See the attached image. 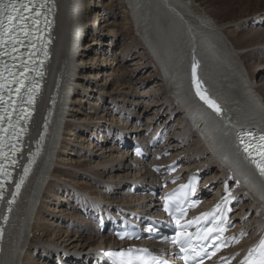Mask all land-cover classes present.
<instances>
[{
  "label": "bare ground",
  "instance_id": "bare-ground-1",
  "mask_svg": "<svg viewBox=\"0 0 264 264\" xmlns=\"http://www.w3.org/2000/svg\"><path fill=\"white\" fill-rule=\"evenodd\" d=\"M54 1L57 11L56 39L48 66V77L30 129L28 152L35 149L47 123L50 132L45 152L25 184L17 205L13 207L5 229L0 264H44L37 260V253L42 254L41 258H51L48 264H57L58 261L61 264H79L81 261L77 260L78 257L85 262L91 261L95 251L114 247L113 238L96 233L93 227L91 231L81 230V225L87 221L77 217L74 212L64 215L63 210H57L58 207L62 204L70 207L73 200L76 204L78 201L84 202L89 208L86 209L84 206L83 211H90L92 219L100 215L108 217L114 213L113 210L132 213L139 212V209L146 206H153L155 209L157 207L155 199L148 194L145 195L149 198L141 196L139 194L142 192H133L131 188L129 192L118 190L114 194L115 192L110 189L115 185L121 187L124 183H128L129 186L142 182L154 183L157 180L148 167L141 166L143 163L141 160L130 157L131 149L122 152L119 147H128L131 136L139 133L146 131L152 133L154 130L168 132L175 127L173 133L166 137L165 146L161 147L162 151H171L168 162L177 161L181 165V169L175 174L186 176L198 170L202 172L201 176H204L208 169L209 172L216 171L207 174L206 181L203 182L204 185L221 184L216 185L220 186L210 198L218 192L221 193L224 181L231 179L234 182L232 184L239 186L238 196L241 199L235 218L240 215L251 217L250 223L247 224L248 229L263 230L264 188L240 160L234 140L237 131L245 126L264 127V76L261 82L256 84L255 71L252 68L264 70V61H259L262 57L258 54V52L264 54V30L251 27L245 35L239 33L247 23L258 24L264 21V0H240L238 14L224 22L213 17L211 13L215 9L207 0H117L119 2L116 5L120 12L123 9L122 14L115 13L121 21L111 22L114 27L111 32L109 31L112 34L108 33L112 39L111 43H114L118 36L114 34V30L118 28L125 32L135 30L132 39L139 36L144 47L149 48L148 50L162 63L160 67H163L164 75L161 73V77L164 79L154 81L148 91L143 92V85L146 86L156 75L154 72L149 74L141 72L139 78L141 83L139 80V83H135L131 75L127 91L115 88L112 89L114 94H110L105 90L107 82L120 81L119 69L115 67L120 61L115 59L113 60L117 63L110 61L101 71L105 78L100 83L95 82L102 90L98 100L103 103L108 97L111 105L117 106L115 113L120 111L124 114L125 111H129V116L122 121L118 119L117 123L108 119V125L101 126L102 128L99 122L106 118L99 112L98 107L95 106L91 111L88 109L90 112L85 118L80 114L83 118H76L73 113L77 109L74 110L76 107L72 102L74 100L72 94L77 92L78 88L81 87L83 94L89 90V87H84L77 79L78 71L86 68L83 65L86 61L80 59L78 63L77 55L81 41L80 32L84 29L85 34L90 32L93 34L94 31L88 24L89 19L82 13L84 3L89 2L91 5L93 0ZM98 7L99 5L95 9L92 8L93 11L90 9L92 17L96 18L98 15ZM100 8L103 14H110L108 4ZM108 22L110 24V21H107V24ZM249 37H262L263 40L258 42L259 49L256 47L254 51L247 50L245 44H248ZM87 44L85 41L81 46L86 49L90 47V44ZM124 44L121 57L125 59L129 46L126 42L122 45ZM82 54L80 57L84 56ZM194 55L196 59L202 61L201 77L210 84L215 96L226 107L227 115H218L194 96L189 82L190 65ZM139 57L143 60L144 55ZM247 58L254 59L252 65L246 63ZM137 60L131 62L135 67L133 71H143L147 65ZM165 63L168 65L164 68ZM91 76L92 74L88 78ZM93 91L96 90L93 88ZM74 101L77 103L78 98ZM169 102L170 105L166 104ZM142 103H144L142 110L147 112L150 110L151 113L136 118L137 109L142 107ZM106 126H109V129ZM77 131L97 136L98 143L94 144L88 137H83L84 134L72 139ZM112 135L117 137L115 141L119 147L118 144L107 145V136ZM100 136L103 137L101 141ZM104 138L107 140L106 144ZM182 144H185L184 147H181ZM75 147L76 153L73 152ZM94 148L99 151L96 156L91 155ZM87 153L90 159L80 157V154L82 156ZM73 155L77 157L76 161ZM104 176L108 177L105 179ZM110 194L113 197H110ZM99 199L102 201H98ZM49 217L57 218L63 221V224L69 221L74 223L75 227L70 231L68 227L65 229L62 225L49 220ZM255 241L254 232L246 243ZM99 245L103 247L89 253V258L84 259L86 248L95 249ZM75 249L81 250L73 251V254L77 255L76 258L65 260L68 252ZM64 254L67 255L63 256Z\"/></svg>",
  "mask_w": 264,
  "mask_h": 264
},
{
  "label": "rangeland",
  "instance_id": "rangeland-1",
  "mask_svg": "<svg viewBox=\"0 0 264 264\" xmlns=\"http://www.w3.org/2000/svg\"><path fill=\"white\" fill-rule=\"evenodd\" d=\"M200 1H203V0H200ZM207 1L213 5L212 7L215 10L211 14L213 15V17L217 21L224 22L226 20H229L230 19L229 17H232L235 14H238V12H239L240 0H207ZM118 2L119 1H117V0H93V2L91 3V5L88 2L87 4L84 3V5L82 7V13L87 16V18L89 19L88 20V24L92 27V29H94V31H93V34H91V32L85 34L84 29H83V32H80V40H81L80 41V46L86 41V44L87 43L90 44V47H88V48L86 47V49H85L82 46L81 47L79 46V50H78L79 52L77 51L78 52L77 62L80 61V59H83L84 61H86L85 63H83V65H85L86 68H84V70H79L78 71L77 79H79V82H81L84 87L85 86L87 88L89 87V90H88V92H86L85 94H83L81 92V87H80V88H78L77 92H74L72 94V98L74 100H77V98H78V102L76 101L77 103H74L75 102L74 100L72 101L73 104H75L74 106L76 107L74 110L77 109V111L73 113V116H76V118H78V117L79 118H83V117L85 118L86 115L91 111V109L96 106V107H98L99 112L102 115H104V117L106 118V119H102L99 122L100 128L104 127L105 125H108V123H107L109 121L108 119H111L110 122H113L114 121V123H117L118 119L122 121V120H125L126 117L129 116V113H128L129 111L128 112L125 111L124 114H123V112H120V111H118V113H115V109L117 108V106L116 107H113L114 105L113 106L111 105L112 103H110V99L108 97H107L106 101L103 102V103L101 102V100H98V97H99V95H100V93H101L102 90H101V87L100 86H97L95 82L98 81V83H100L103 80V78H105V76L104 77L102 76L101 71H102V68L103 67H105L106 65H109V62L110 61L113 62L114 61L113 59H115L117 61H120V63L117 64V65H115V67L118 68L119 71L122 68L124 69V70L122 69V71H120V72L118 71V74L120 76L119 77L120 81H118L116 83L115 81H113V80L111 81L110 80L111 82L108 81L107 84H106L107 86H105V84H104L105 90L108 93H110V94H114L113 91H112V89H115V88L118 89V90H122L123 89V91H127V88L129 89L128 86L130 84L129 77L132 75L135 83H137L138 80H139V78H140V73L141 72L148 73V74L150 72H154V74L156 75L155 77H157V79L155 77H152L153 79L149 80V82L146 85L147 87L143 85V88H142L143 92L148 91V89L150 88V86L152 84H154V81H159L161 79H164V77H161V73L162 74L164 73L163 70H162L163 67L162 66L160 67V64L162 65V63H160L158 61V59L155 58V56L152 53V51L148 50L149 48H147V47L145 48L144 47L145 45H143L144 43H142L141 40H139L140 39L139 36H137L136 39H132V37L135 36V30H129V31H126V32L123 31V29H120V28H118L117 30H114L113 31V32H115L114 34H116L118 36H117L116 39H114L115 40L114 43H111L112 42V39H110L109 38L110 35H108V33L109 34H112V33H110L111 32L110 30L114 28L113 25H111V22L112 21H117V20H118L117 22L121 21V19L119 17H117V15L119 13L122 14V9L123 8L121 9V12H120V8H118L117 7L118 5H116ZM107 4H108V11L110 12L109 15L103 14V12L101 11V8H100V7H103V6L104 7L107 6ZM97 5H99L98 11H97L98 15L95 18V17H92L91 16V12L93 11V9H95L97 7ZM115 13H117V15ZM107 21H110V24H109V22L107 24ZM95 22L97 23V25H95ZM251 27H252V29L253 28L254 29L256 28V30L257 29L264 30V21H262V22H260L258 24L253 23V22L252 23L251 22L250 23H247L244 26V28H242V31H240L239 33L242 34V35L243 34L245 35V33H247L251 29ZM118 31H120V32H118ZM99 32H100V34H99ZM126 40H128V41H126ZM262 40H263L262 37H259V38H257V37H249L248 38V44L247 45L245 44V46L247 47V50H249V51L250 50H253L254 51V49L256 47H258V49H259V45L260 44H258V42H261ZM129 41L134 42V44H132V42H129ZM107 42H108V44H110V46L107 44ZM123 42L128 43L127 45L129 46V48H128L129 51H126L125 56H124L125 59L123 57H121L123 55L122 50H123V48H125V44L122 45ZM97 48H99V49H97ZM82 53H84V54H82ZM81 54L84 55V56L80 57ZM258 54L262 57L261 59H259V61H262V60L264 61V54H261V52H258ZM140 55H144L143 60L139 57ZM116 58H119V59H116ZM136 59H138L139 61L141 60V62L144 63V65H147V67L143 71L142 70L141 71L139 70L137 72H134L133 71V70H135V67L133 65H131V62L132 61L134 62ZM249 59H251V58H249ZM249 59L246 60V63L249 64V65H252L253 62H254V59L253 58H252V60H249ZM105 60H107L108 64H107V62L106 63L104 62ZM114 63H117V62L114 61ZM144 65H143V67H144ZM167 65L168 64L165 63L164 68L167 67ZM119 66H121L122 68L119 67ZM252 68H253V71H255L254 72L255 73L254 82L256 84H259L261 82L260 80L262 79V76H264V70H261V69H257L256 70L255 67H252ZM128 69H130L129 70L130 72L128 71ZM125 70H127V71H125ZM90 74H92V76H91L92 79L91 78L90 79L88 78ZM139 82L141 83V80H139ZM127 84H128V86H127ZM162 84H164V83H162ZM123 85H125V86H123ZM93 88L96 91H93ZM48 95L50 97L52 96L50 94H48ZM80 101H82V102H80ZM45 103H47V102H45ZM93 103L96 104V105H93ZM166 104H169L170 105L171 102L166 103ZM141 105H142V107H140V108L137 109V113L138 114L136 113V115H135L136 118H138V116H140V115H141L140 117H143V115L147 116V115H149L151 113L150 110L148 112H147V110H142V108L144 106V103H142ZM132 109L134 110L135 107H132ZM150 109H153V108H150ZM140 113H142V114H140ZM79 114L81 116H83V117H81ZM174 118L175 117H173V119ZM113 125H115V124H113ZM106 128L109 129V126H106ZM175 128H171L172 130L171 129L168 130L167 136L169 134L173 133V131H174ZM106 131H107V129H106ZM124 133H126V132H124ZM80 135H83V137L84 136L85 137H88V139L94 141V144H97L98 143L97 142V139H98L97 136L96 137L95 136H91L90 134H88V133L86 134L84 132L82 133V132H78L77 131L76 135L72 136L71 138L72 139L73 138H79ZM102 138L103 137L100 136L99 141H101ZM107 138H108V144L107 145H110V146L111 145H115L116 146L118 144L117 141H115V140H117L116 139L117 137H113V135H112V136H107ZM104 140H105V138H104ZM106 143H107V140H105L104 144H106ZM184 145L185 144H182L181 147H184ZM119 146L120 145L118 144L117 147H119ZM76 148L77 147H75V149L73 148L74 149L73 150L74 153L77 152L76 151ZM70 149H72V148H70ZM119 149L122 150V152H127V150H129V146L126 147V148H123L122 146H120ZM96 150L97 149L94 148V150L92 151L91 155H93V154L95 155L96 153L99 152V151H96ZM70 151H72V150H70ZM129 151H131V153H132V148ZM75 155L72 156L75 159L74 161L77 160V157ZM129 155L131 156L130 153H129ZM80 157L81 158L82 157H86L88 159L91 158L88 153L85 154V155L82 154V156L80 154ZM211 171H212V173L214 172V170H211ZM210 172H209V169H208L203 174L204 175L203 177H204V180L205 181H206V178H207L206 175L209 174ZM84 174H86V173H84ZM106 177H108V176H104L105 179H106ZM105 179H104V181H105ZM85 180H87V179H85ZM152 181H153V179H152ZM215 183H217V182H215ZM211 184L214 187V186H216V185H218L220 183H217L215 185H213L214 183H211ZM130 186L131 185L128 186V183H124V185L121 186V187L115 185L113 188L110 187V189H112L113 190V193L115 192L114 194H116L118 190L125 191V192L131 191L130 190ZM219 186H217V187H219ZM105 187H107V186H105ZM104 191H107V190H104ZM112 194H110L109 196L110 197H113ZM139 195L144 196L142 194H139ZM242 195H243V192H242ZM145 197H148V195L147 196L145 195ZM98 201H102V200L99 199ZM245 201H247V200H245ZM113 205H115V203H113ZM73 206H75V208H73ZM84 206L86 207V209L89 208V206L86 205L84 202H79L78 201V203L76 204V202H74V200H73L72 203L70 204V207H69V205H63L62 204V206H59L57 210H61V211L63 210L64 215H66L69 212H74V214H76L77 217H79V218L81 217V218H83V220L87 221L86 224H82L81 225L82 226L81 230L83 229V231H87V230L88 231H91L92 230L91 228L93 227L94 228L93 231H95L96 233H99L101 235H104L105 234V235L110 236L109 233H107V232L106 233L100 232V228H99V225H98L97 218H94L93 217L94 219H92L90 217V215L92 214V213H90V211L89 212L87 211L88 213L87 212H84L83 211V209H85ZM113 212L116 213L114 210H113ZM49 220L58 223L60 226L62 225L65 229L68 227V229L70 231H72L71 229L75 227V224L74 223H71L69 221H66V223L63 224V221L58 220L57 218H51V217H49ZM257 222L259 223L260 221H257ZM111 239H112V237H111ZM103 245H105V243H103ZM103 245H99L95 249H88V248H86L85 249V252H84L86 254L83 255L84 256V259H88L89 258V256H88L89 253H92L94 250L99 249V247H103ZM73 251H81V250L75 249V250H71L70 252H68L69 255L64 254L63 256H66L67 255V257H66L65 260L72 259V258H76L77 255H74L73 254ZM41 255H42L41 253H37L36 254L37 260L38 261H41L44 264H48V261L51 258H46V259H45V257L41 258ZM57 264H61V263L58 261Z\"/></svg>",
  "mask_w": 264,
  "mask_h": 264
},
{
  "label": "snow or ice",
  "instance_id": "snow-or-ice-1",
  "mask_svg": "<svg viewBox=\"0 0 264 264\" xmlns=\"http://www.w3.org/2000/svg\"><path fill=\"white\" fill-rule=\"evenodd\" d=\"M39 7L34 3V0H0V45L3 44H16L20 43V37L23 36L25 38L33 36L34 32H38L39 29L37 25L39 24V16L41 15L39 11ZM27 13L28 15H25ZM31 19L32 26L30 28L28 24V20ZM32 47H35V45H31ZM16 49L13 48V51ZM8 52H4V55H8ZM193 75L195 76V65L193 66ZM5 79L0 73V80ZM26 77H24L23 73L19 77L16 76L15 73H9L8 82L9 83H16L19 86L15 89V94L19 95L21 92V89L25 87L24 80ZM5 85L0 84V106L4 105L5 101L3 99L2 90L4 89ZM36 86L33 85V89ZM198 94L199 93V86H197ZM9 92L12 91L11 88L8 89ZM32 91V90H30ZM33 97L29 96V103L32 102ZM201 99H204L206 103H208L211 107H214L217 112L220 111L219 107L215 104V102L208 100L204 95L201 94ZM15 103L16 101L11 100V97H9L8 106L4 108V114H0V124H3L5 119V114L8 116V123L9 127H11V115L12 112L15 111ZM9 108L12 109L11 112H9ZM8 128H3L2 131L4 133L8 132ZM261 143L258 145V148L260 151L258 152L259 160L254 161V163L257 164L258 168L260 169L261 175H264V136L260 137ZM243 143V141H241ZM4 145L2 142H0V156H6L7 154L2 151ZM249 147H245V151L248 152ZM13 153L16 151L15 146L13 145L12 148ZM15 163V161H13ZM28 169H25V173H27ZM0 172H2L4 175H8V173L0 168ZM23 183V177L21 178V184ZM2 187V186H0ZM17 191H19L20 184H17ZM167 210V207H166ZM203 216H207L208 214H202ZM200 219L199 217L197 218ZM216 231L215 229H209L208 234H211L212 232ZM204 239H207V235L204 237ZM261 247L264 248V241L261 242ZM184 249H182L183 251ZM196 255H199V253H196ZM257 264H264V260H261L257 262Z\"/></svg>",
  "mask_w": 264,
  "mask_h": 264
},
{
  "label": "water",
  "instance_id": "water-1",
  "mask_svg": "<svg viewBox=\"0 0 264 264\" xmlns=\"http://www.w3.org/2000/svg\"><path fill=\"white\" fill-rule=\"evenodd\" d=\"M197 57L194 55V57L192 58V61L191 62H198L199 61V59H196ZM197 66V65H196ZM200 91H202V89H199ZM220 113H223V114H225L226 115V112L224 113V110L222 109V107L220 106ZM223 114H220L221 116L223 115ZM26 169H28V171H29V169H31L30 168V166L29 167H27ZM27 173H22V177H25V175H26Z\"/></svg>",
  "mask_w": 264,
  "mask_h": 264
}]
</instances>
